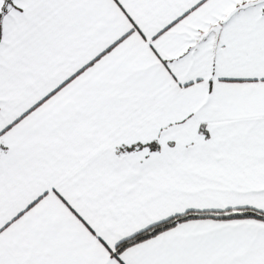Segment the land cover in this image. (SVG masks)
I'll return each mask as SVG.
<instances>
[{
	"label": "snow or ice",
	"instance_id": "1",
	"mask_svg": "<svg viewBox=\"0 0 264 264\" xmlns=\"http://www.w3.org/2000/svg\"><path fill=\"white\" fill-rule=\"evenodd\" d=\"M0 264H264V0H0Z\"/></svg>",
	"mask_w": 264,
	"mask_h": 264
}]
</instances>
